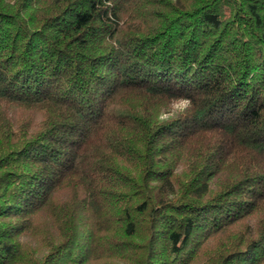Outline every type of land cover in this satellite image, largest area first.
I'll return each mask as SVG.
<instances>
[{
  "label": "trees",
  "instance_id": "16d2710c",
  "mask_svg": "<svg viewBox=\"0 0 264 264\" xmlns=\"http://www.w3.org/2000/svg\"><path fill=\"white\" fill-rule=\"evenodd\" d=\"M0 264H264V0H0Z\"/></svg>",
  "mask_w": 264,
  "mask_h": 264
},
{
  "label": "clouds",
  "instance_id": "9594fccd",
  "mask_svg": "<svg viewBox=\"0 0 264 264\" xmlns=\"http://www.w3.org/2000/svg\"><path fill=\"white\" fill-rule=\"evenodd\" d=\"M191 107V101L185 97L174 98L170 108L171 111H162L157 119L161 122H167L171 119L179 118L181 115L186 114L187 110Z\"/></svg>",
  "mask_w": 264,
  "mask_h": 264
}]
</instances>
